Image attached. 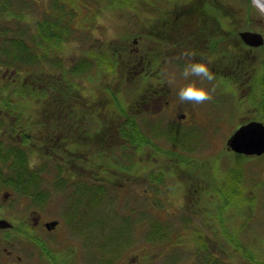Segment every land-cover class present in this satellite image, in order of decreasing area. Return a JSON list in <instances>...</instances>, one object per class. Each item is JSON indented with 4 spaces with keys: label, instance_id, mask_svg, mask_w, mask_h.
Listing matches in <instances>:
<instances>
[{
    "label": "rangeland",
    "instance_id": "rangeland-1",
    "mask_svg": "<svg viewBox=\"0 0 264 264\" xmlns=\"http://www.w3.org/2000/svg\"><path fill=\"white\" fill-rule=\"evenodd\" d=\"M55 7L64 8L66 18L58 20ZM229 17L241 28L258 26L264 34V12L254 0H0V99L10 86L12 112L26 113L51 129V150L33 151L32 167L20 178L22 190L7 182L22 171V162L14 155L5 158L11 152L8 139L0 142V217L14 224L0 229V264H264V154L248 158L226 147L247 113L256 114V102L262 107L254 116L264 119V46L243 52L240 62L233 63L229 76L245 87L216 77V70L213 81H200L214 89L210 100L194 103L178 97L183 84L199 80L185 78L183 66L207 54L202 23L210 22V27L217 18ZM56 25L66 39L51 37ZM224 35L223 29L216 30L217 55L212 58L218 61L226 48ZM18 45L24 47L23 56ZM114 47L121 57L112 56ZM136 47L138 53L151 51L163 59L164 78L159 73L133 76L136 64L129 50ZM101 49L106 55L99 77L81 78V71H73L84 60L93 62ZM178 52H183L181 67ZM108 54L115 61L104 75L111 63ZM240 65L247 79L240 78ZM13 68L17 82L2 80ZM51 73L64 82L52 84ZM49 81L51 95L32 99L30 86ZM157 86L163 97L147 108L141 95ZM14 87L23 89L21 94ZM70 87L76 93L58 99ZM115 97L122 100V110ZM236 97L253 108L235 114L227 102ZM67 113L99 118V133L83 138L64 131ZM134 118L144 136L136 150L124 137L128 119ZM100 137L107 141L100 143ZM101 144L105 154L112 150L125 174L117 173L112 162L101 172L93 169L97 176L91 173L90 162L100 158ZM162 148L168 153H161ZM53 219L59 225L48 231L43 224Z\"/></svg>",
    "mask_w": 264,
    "mask_h": 264
},
{
    "label": "flooded vegetation",
    "instance_id": "flooded-vegetation-1",
    "mask_svg": "<svg viewBox=\"0 0 264 264\" xmlns=\"http://www.w3.org/2000/svg\"><path fill=\"white\" fill-rule=\"evenodd\" d=\"M234 20L237 21L236 19H234ZM241 21H243V20H241ZM241 27L242 26H239V25H237V23H235L233 28L230 26L225 31H226V33L228 35L227 36V38H228L227 40L234 41V46L233 47H236L235 49L239 50V51H237V50L232 49L231 52H233L234 54L243 55V52H251L254 49L248 44H246V45H245V43L243 44L241 39H240L241 41L239 39L237 40V38H236L237 36L236 35H235V37L231 36V32L232 31H235V33L237 31L239 32V30L242 29ZM258 28H259L258 26H254L252 28H245V29L259 30ZM180 33H182V32H180ZM233 39H235V40H233ZM227 44H228V46H232L229 42H227ZM131 54H134L133 61H134V64H136L135 65V69H133L134 70L133 73H135V74L144 73L145 78H151V76L154 75L155 73L156 74L159 73V78L162 79V77L164 75V73H163L164 65L162 64V58L159 61V55H156V54H154L151 51H146L145 53H141L140 54V53H138V48H135V49L132 48ZM181 54H183V52ZM240 66H242V68L241 69L240 68L237 69V70H239L240 78L245 77L247 79V77H246L247 76V71L245 70L243 65H240ZM235 67H236L235 65L228 64L225 68H226V70H228V73L230 74V71L233 70ZM229 77L232 78L231 76H229ZM150 89H151V87H149L147 89L148 91L146 93L141 95V97H144V99H145L144 104H145V106L147 108H151V105H155V103L158 102V100L163 97L161 95L162 93L160 92V90H158V86L153 88L152 90H150ZM240 101H241V99H240ZM147 104H148V106H147ZM232 107H234V108L239 107L242 110H244L247 107H249L251 109L252 106L249 105V102H246V103L243 104L242 101H241L239 106H237L236 103H235V104L232 105ZM259 107H262V106L259 104V105H257L255 107L256 114L254 112H253V115L247 113V116H245L243 121L247 122V121H250V120H253V119H257L258 120L257 116H259V115H257V114L259 113ZM254 115H257V116H254ZM58 116H61V114H59ZM64 116L67 118L66 120L69 123L68 124V129H65L64 131H67V130L68 131H72V132L74 131L73 134L79 133L81 135V137L88 138V127H87V125L85 126V124H83V121H87V117L88 116H86L85 114H80V115L78 114L77 115V114H71V113H67ZM85 116H86V118H85ZM74 119H76L77 121H75ZM95 120H96V125H97L96 133H99V131H100L99 129L101 128V126H99V125H102V123L100 122L99 118H96ZM23 124H24L23 122H20L18 125L21 128H23ZM34 125L37 127V130L39 132L40 131V129H39L40 122L38 120H35V123L31 122V127L34 126ZM98 126H99V128H98ZM41 127H42L41 128V132L42 133L37 138L38 140L36 142L41 141L43 143H46L45 147L47 148V150H49V147L51 145V129L50 128L49 129L43 128L44 127V123H43V126L41 124ZM37 135H38V133H33L32 134V136H37ZM98 136H99V134L97 135V137ZM109 136L112 137V135H109ZM103 141H107V140L103 139L102 137H100V143H102ZM47 146H49V147H47ZM100 146L102 147V144ZM99 149H100V147H99ZM106 164L108 165L109 163L107 161H103L102 157H101V159L98 160L97 165H98L99 172H101V169L104 166H106ZM146 178H147L146 181L148 182L149 179H148L147 176H146ZM196 190H197V188L195 189V191ZM203 209L204 208H201L200 211H202ZM34 219H35V222H34L35 225L39 224V217H34Z\"/></svg>",
    "mask_w": 264,
    "mask_h": 264
},
{
    "label": "water",
    "instance_id": "water-1",
    "mask_svg": "<svg viewBox=\"0 0 264 264\" xmlns=\"http://www.w3.org/2000/svg\"><path fill=\"white\" fill-rule=\"evenodd\" d=\"M242 38L249 44L259 46L264 38L261 33L255 31H242ZM227 145L235 151L247 154H262L264 152V124L259 121H250L242 124L227 140ZM58 224V220H51L45 226L52 230ZM13 224L6 218H0V228L8 229Z\"/></svg>",
    "mask_w": 264,
    "mask_h": 264
},
{
    "label": "clouds",
    "instance_id": "clouds-1",
    "mask_svg": "<svg viewBox=\"0 0 264 264\" xmlns=\"http://www.w3.org/2000/svg\"><path fill=\"white\" fill-rule=\"evenodd\" d=\"M254 5L264 11V0H254ZM183 76L185 78L196 76L199 77V80H192L179 88L178 97L180 101L191 100L194 103H202L212 98L214 89H210L200 82L204 79L208 81L215 79V73L211 71L208 63L204 61L189 62L184 67Z\"/></svg>",
    "mask_w": 264,
    "mask_h": 264
},
{
    "label": "trees",
    "instance_id": "trees-1",
    "mask_svg": "<svg viewBox=\"0 0 264 264\" xmlns=\"http://www.w3.org/2000/svg\"><path fill=\"white\" fill-rule=\"evenodd\" d=\"M114 2H117V1H124V0H113ZM170 1H172V2H176V3H178L180 0H170ZM65 7H67L66 5H64ZM54 9H56V10H58V11H56L55 12V10ZM64 9V8H63ZM62 9V10H63ZM60 11V8H58V7H55V8H53V10H52V13L58 18V19H60V17L62 18V17H64V18H66V14H63V11ZM219 14H216V16H218ZM56 28H57V31H50L51 33V37L55 40V41H57V40H64V39H66V38H64V39H62V33H61V31H60V25H56L55 26ZM203 29V28H202ZM204 30V29H203ZM207 30V29H206ZM208 36V35H207ZM209 39H210V36L208 37ZM216 41H217V39L215 40V43H216ZM210 42H212V38H211V40H210ZM212 48V52H216V45H214L213 44V46L211 47ZM217 55V54H216ZM220 56H221V58H220V60H219V62H218V65H227V64H231V62L232 63H237L236 62V60L239 58L238 56H229V55H227L226 53H225V50L222 52V53H220L219 54ZM229 59H232V61H229ZM3 105L2 104H0V108L2 107ZM130 123H131V126H133L134 125V122H131L130 121ZM127 137V136H126ZM133 139L134 140H136V141H139V140H142V137L140 136V135H138V136H135V137H133ZM16 149H18V150H16ZM14 150L15 151H18V152H15L14 153V155H15V159H16V161H20V162H22V171L21 172H19L16 176H13V175H11V177H9L8 179L10 180V181H7L8 183H10L12 186H13V189L14 188H16V189H20V190H22L23 188V184H21V180H20V178H22V176H23V172L25 173L27 170L29 171V165H28V162H27V158H26V156H27V154L25 153L26 151L23 149H20V148H14ZM42 246V245H41ZM43 248H46L45 246H42Z\"/></svg>",
    "mask_w": 264,
    "mask_h": 264
}]
</instances>
